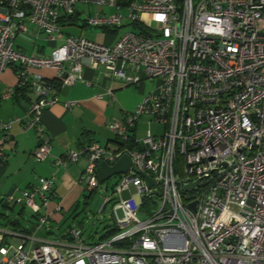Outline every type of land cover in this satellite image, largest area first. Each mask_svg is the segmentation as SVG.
I'll use <instances>...</instances> for the list:
<instances>
[{"label":"built area","instance_id":"built-area-1","mask_svg":"<svg viewBox=\"0 0 264 264\" xmlns=\"http://www.w3.org/2000/svg\"><path fill=\"white\" fill-rule=\"evenodd\" d=\"M78 3L111 9L88 14V26L130 29L112 44L64 36L63 21L82 13ZM26 21L50 43H62L46 55L19 50L14 41L27 32ZM84 64L127 84L159 82L109 125L115 147L93 141L66 152L69 162L86 155L80 181L89 194L102 182L100 162L112 166L130 157L115 195L99 208L112 203L114 227L96 243L69 227L67 241L34 246L24 239L11 244L0 229V264H264V0H0V75L11 67L17 78L0 100L34 91L24 127L39 138L33 153L39 160L51 151L41 116L58 98L52 82L34 70L55 69L65 87L80 78ZM143 115L163 130H147L134 148L131 132ZM12 123L0 120V162ZM54 194L53 176L39 177L5 203L30 209L41 225Z\"/></svg>","mask_w":264,"mask_h":264},{"label":"crops","instance_id":"crops-1","mask_svg":"<svg viewBox=\"0 0 264 264\" xmlns=\"http://www.w3.org/2000/svg\"><path fill=\"white\" fill-rule=\"evenodd\" d=\"M103 8L97 11H103ZM83 12V10H81ZM78 16V15H77ZM72 17L63 21L66 23L76 20ZM27 32L25 38L30 40L32 47L26 48L23 41L16 43L19 50L29 55H46L45 46L38 44L39 35L37 27L26 21ZM86 25L83 20L82 26ZM81 26V27H82ZM64 36L69 34L64 31ZM118 30L106 31L105 43L115 42V33ZM47 39V38H46ZM62 43L59 38L57 42H51V47ZM34 72L41 74L45 79L52 82V93L56 94L58 101L48 106L42 113L41 121L50 139V156L39 160L34 156V151L39 145V138L33 129H25L24 122L31 102L35 99L32 89L19 90L9 99L0 100V120H13L10 128V138L3 144L6 159L0 162V217H4V210L11 209L14 213L13 229L5 230L6 241L15 244L11 236L25 240L26 245L34 246L43 241H67L65 236L67 229L59 235L53 233L54 228L48 225L61 224L65 217L74 210L78 200L84 195L85 189L80 181L81 172L87 165V157L81 154L77 161L69 162L66 156L67 150L80 149L93 141L101 146L113 148L114 140L117 138L115 132L109 125L114 121H121L127 113L133 111L144 97L155 92L159 88V82L153 88L143 78L137 85L130 88L126 82L112 77L108 71L100 66L92 69L83 65L80 78L72 85L60 87L58 74L55 69L40 68ZM144 77L143 73H140ZM16 73L9 67L0 75V95L8 88L15 86ZM74 102L72 106L65 107V102ZM16 118L19 120L14 121ZM137 125L131 132V139L135 140L134 148L140 144L136 137ZM60 159L65 165L57 166L54 161ZM53 176L55 181V194L45 212L48 219L39 225L34 220L30 228H21L15 218L20 217L24 209L19 208L16 212L14 206L5 203L7 196H18L19 192L32 184L37 183L39 177ZM86 196V195H84ZM59 204L60 211L55 212L54 206ZM16 212V213H15ZM47 225V226H46Z\"/></svg>","mask_w":264,"mask_h":264},{"label":"rangeland","instance_id":"rangeland-1","mask_svg":"<svg viewBox=\"0 0 264 264\" xmlns=\"http://www.w3.org/2000/svg\"><path fill=\"white\" fill-rule=\"evenodd\" d=\"M78 10H83V12L78 15L77 19L71 20V23H66L64 31L71 35L82 36L92 41L105 43L104 36L106 31L101 28L91 27L83 24V20L86 18L88 14H93L97 10H100V7H96L95 5H87V4H77ZM106 11H111L110 8H103ZM82 26V27H81ZM130 29L129 27H122L118 29L117 33H115V39L118 38L122 32ZM24 35L17 36L14 45L16 43L22 42L21 38H24L26 48L32 47L30 40L26 39ZM47 36L44 32H41L38 39V44L45 46L46 53H50L52 47ZM107 43V42H106ZM47 53V54H48ZM146 82L153 88L156 84V79L150 80L148 78L145 79ZM130 88H133V84L128 85ZM150 130L154 134H161L163 130V126L152 121L149 115H143L140 120L137 122L136 129V137L137 139L143 138L146 135V131ZM120 179V174H115L109 177L108 179L100 182L98 188L95 189L94 192L89 194V191L85 190L84 195L81 196L78 200L73 211H71L65 217L61 224H58V229H55V225H48L53 229V233L55 235H59L62 231L69 227H80L82 229V239L86 243H96L101 239H104L109 235V231L114 227V215L112 213L111 207L112 203H110L104 210L99 212V208L102 205L103 199L106 196H114L113 193L114 186ZM21 208L20 206H14L16 212ZM156 205L152 206V209H155ZM24 211L20 215V217L15 218L14 221L18 223L21 228H30L33 224L34 220L32 219V211L28 208H23ZM15 212V213H16ZM14 212L11 209L4 210V217H0V228L11 231L13 229V225L11 221H13ZM118 215L121 216L120 211H118ZM47 226V225H46ZM11 240L16 244L20 239L16 236H11Z\"/></svg>","mask_w":264,"mask_h":264},{"label":"water","instance_id":"water-1","mask_svg":"<svg viewBox=\"0 0 264 264\" xmlns=\"http://www.w3.org/2000/svg\"><path fill=\"white\" fill-rule=\"evenodd\" d=\"M130 165V157L128 155H122L112 166L107 165L105 162H100L97 166L98 176L101 181L106 180L112 175L119 174L128 169ZM138 174L147 178L148 182L151 184L152 179L147 177L142 171H137ZM193 185H188L184 187L185 190H189Z\"/></svg>","mask_w":264,"mask_h":264},{"label":"trees","instance_id":"trees-1","mask_svg":"<svg viewBox=\"0 0 264 264\" xmlns=\"http://www.w3.org/2000/svg\"><path fill=\"white\" fill-rule=\"evenodd\" d=\"M69 19H71V18H69ZM114 142L118 143L117 138L114 140ZM129 145H130L131 147H134V146H135V142H134L133 139H131V140L129 141Z\"/></svg>","mask_w":264,"mask_h":264}]
</instances>
